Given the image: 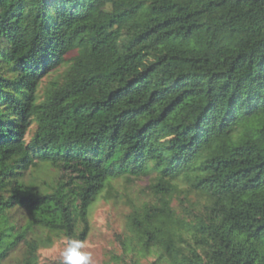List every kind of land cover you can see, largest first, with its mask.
I'll list each match as a JSON object with an SVG mask.
<instances>
[{
  "label": "trees",
  "instance_id": "trees-1",
  "mask_svg": "<svg viewBox=\"0 0 264 264\" xmlns=\"http://www.w3.org/2000/svg\"><path fill=\"white\" fill-rule=\"evenodd\" d=\"M145 177L106 264H264V0H0V264Z\"/></svg>",
  "mask_w": 264,
  "mask_h": 264
},
{
  "label": "rangeland",
  "instance_id": "rangeland-1",
  "mask_svg": "<svg viewBox=\"0 0 264 264\" xmlns=\"http://www.w3.org/2000/svg\"><path fill=\"white\" fill-rule=\"evenodd\" d=\"M74 54H70L67 59L70 60ZM65 68H59L52 71L53 76L59 75ZM51 75L44 80L46 84L52 77ZM36 127L29 130L27 137L31 138ZM57 174L56 170L45 165L37 172L32 174V178L51 180ZM152 177H145L134 183H127L125 180L115 181L111 196L95 205L91 221V233L88 236L84 251H89L93 256V264H106L113 256H121L124 253L123 240L126 236L127 216L132 212V206H141L143 203L155 202L154 196L150 191ZM184 189V188H183ZM185 190V189H184ZM180 196V195H179ZM194 198V197H192ZM173 206L181 209L180 198H175ZM16 222L23 224L25 221L24 214L16 212L13 218ZM67 240L60 238L49 248H42L39 251L40 264H61L62 252L66 247ZM20 253L15 254L11 259H16ZM130 254L127 262L117 264H131V259H139V264H152L156 261V257H139ZM116 264V263H114Z\"/></svg>",
  "mask_w": 264,
  "mask_h": 264
},
{
  "label": "clouds",
  "instance_id": "clouds-1",
  "mask_svg": "<svg viewBox=\"0 0 264 264\" xmlns=\"http://www.w3.org/2000/svg\"><path fill=\"white\" fill-rule=\"evenodd\" d=\"M86 244L78 239L67 238V243L62 252L61 264H93V256L89 251H84Z\"/></svg>",
  "mask_w": 264,
  "mask_h": 264
}]
</instances>
